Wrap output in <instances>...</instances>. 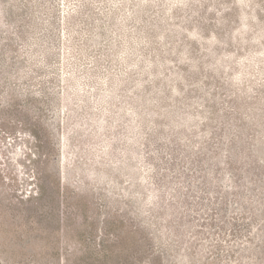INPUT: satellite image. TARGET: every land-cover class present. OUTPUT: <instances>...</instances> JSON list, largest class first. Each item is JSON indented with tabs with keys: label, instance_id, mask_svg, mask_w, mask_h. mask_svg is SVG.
Instances as JSON below:
<instances>
[{
	"label": "rangeland",
	"instance_id": "obj_1",
	"mask_svg": "<svg viewBox=\"0 0 264 264\" xmlns=\"http://www.w3.org/2000/svg\"><path fill=\"white\" fill-rule=\"evenodd\" d=\"M0 264H264V0H0Z\"/></svg>",
	"mask_w": 264,
	"mask_h": 264
},
{
	"label": "trees",
	"instance_id": "obj_2",
	"mask_svg": "<svg viewBox=\"0 0 264 264\" xmlns=\"http://www.w3.org/2000/svg\"><path fill=\"white\" fill-rule=\"evenodd\" d=\"M150 241V239L149 238H146V242H147V245L146 246H148V242Z\"/></svg>",
	"mask_w": 264,
	"mask_h": 264
}]
</instances>
